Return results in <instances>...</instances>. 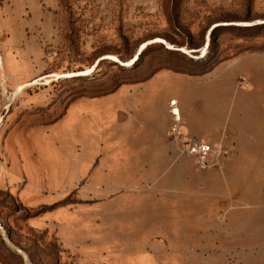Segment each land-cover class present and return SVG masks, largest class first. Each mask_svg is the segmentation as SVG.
Here are the masks:
<instances>
[{"label":"rangeland","instance_id":"374dc122","mask_svg":"<svg viewBox=\"0 0 264 264\" xmlns=\"http://www.w3.org/2000/svg\"><path fill=\"white\" fill-rule=\"evenodd\" d=\"M261 51L264 0H0V264H174L140 232L157 223L154 195L89 184L114 153L95 136L123 133L158 71L203 79ZM229 86L224 98L252 103L264 90Z\"/></svg>","mask_w":264,"mask_h":264},{"label":"crops","instance_id":"0c3cea01","mask_svg":"<svg viewBox=\"0 0 264 264\" xmlns=\"http://www.w3.org/2000/svg\"><path fill=\"white\" fill-rule=\"evenodd\" d=\"M234 62L242 69L212 82L217 68ZM204 76L160 70L142 83L147 85L140 88V103L129 108L123 133L95 136L97 145L106 141L114 153L97 158L88 182L105 196L119 190L131 191L134 197L154 195L157 223L140 232L158 239L149 252L177 255L174 264H185L182 255H187V264H195L196 257L202 264H214V259L222 264H264V90L255 95V103L246 96L224 98L229 85L248 90L255 79V85L264 87V51L240 54ZM239 77L248 79V86H241ZM156 82L159 85L152 86ZM171 100L187 137L229 149L217 167L196 170L180 153L179 142L169 137ZM108 106L112 124L113 108ZM97 117V122L104 120L99 112ZM148 212H153L151 205Z\"/></svg>","mask_w":264,"mask_h":264},{"label":"built area","instance_id":"2783aa9c","mask_svg":"<svg viewBox=\"0 0 264 264\" xmlns=\"http://www.w3.org/2000/svg\"><path fill=\"white\" fill-rule=\"evenodd\" d=\"M245 78L240 77L242 85ZM172 124L169 135L180 144V153L187 155L196 170L204 171L211 167H217L228 155L229 149L221 144H211L204 140H196L185 137L182 131L184 125L175 100L169 102Z\"/></svg>","mask_w":264,"mask_h":264},{"label":"water","instance_id":"95a60500","mask_svg":"<svg viewBox=\"0 0 264 264\" xmlns=\"http://www.w3.org/2000/svg\"><path fill=\"white\" fill-rule=\"evenodd\" d=\"M97 64V63H96Z\"/></svg>","mask_w":264,"mask_h":264}]
</instances>
